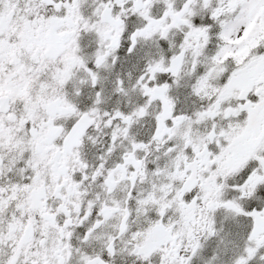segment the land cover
<instances>
[{"label":"snow or ice","instance_id":"obj_1","mask_svg":"<svg viewBox=\"0 0 264 264\" xmlns=\"http://www.w3.org/2000/svg\"><path fill=\"white\" fill-rule=\"evenodd\" d=\"M0 264H264V0H0Z\"/></svg>","mask_w":264,"mask_h":264}]
</instances>
